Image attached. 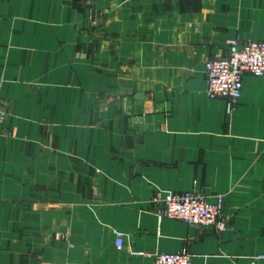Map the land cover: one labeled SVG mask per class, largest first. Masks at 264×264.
Instances as JSON below:
<instances>
[{"label":"crops","instance_id":"1","mask_svg":"<svg viewBox=\"0 0 264 264\" xmlns=\"http://www.w3.org/2000/svg\"><path fill=\"white\" fill-rule=\"evenodd\" d=\"M236 37L264 41V0H0V264L264 257V77L229 115L205 93ZM183 191L226 231L159 218Z\"/></svg>","mask_w":264,"mask_h":264},{"label":"built area","instance_id":"2","mask_svg":"<svg viewBox=\"0 0 264 264\" xmlns=\"http://www.w3.org/2000/svg\"><path fill=\"white\" fill-rule=\"evenodd\" d=\"M264 77V41L241 42L237 37L226 41V53L204 62L205 93L207 98H221L225 101V111L229 115L239 103L242 77ZM5 109L0 101V122ZM223 199L217 196L215 202H206L203 197L192 192L165 193L154 195L151 203L160 206L161 217L181 221L189 226L212 229L223 233L227 221L221 211ZM123 233H115V248L120 250ZM259 258L253 259L255 264ZM154 264H191V255L186 249L176 253H158Z\"/></svg>","mask_w":264,"mask_h":264},{"label":"water","instance_id":"3","mask_svg":"<svg viewBox=\"0 0 264 264\" xmlns=\"http://www.w3.org/2000/svg\"><path fill=\"white\" fill-rule=\"evenodd\" d=\"M136 98L139 100V99L142 98V95L141 94H138V95H136Z\"/></svg>","mask_w":264,"mask_h":264}]
</instances>
